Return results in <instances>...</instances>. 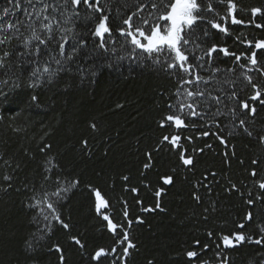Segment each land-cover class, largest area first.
Masks as SVG:
<instances>
[{
    "label": "trees",
    "instance_id": "1",
    "mask_svg": "<svg viewBox=\"0 0 264 264\" xmlns=\"http://www.w3.org/2000/svg\"><path fill=\"white\" fill-rule=\"evenodd\" d=\"M99 2L103 11L93 13L83 3L33 0V8L21 0L29 13L45 3L54 6L42 14L50 21L33 17L35 23L28 27L22 11L10 0H0V15L6 7L11 10L4 23L25 21L22 37L0 45V56L23 51L21 40L30 38L33 28L47 39L41 22L52 23L54 36L51 43L40 45L39 57L20 60L10 55L7 66L0 67V264H264V189L259 187L264 181V143L258 139L264 135V105L250 102L257 108L255 117H248L251 137L233 131L227 115L216 117L219 127L211 114L204 119L182 116L187 127L177 128L174 122L160 126L166 115L177 114V107L169 105L189 102L186 89L210 91L225 103L230 91L248 99L254 90L245 72L264 88V49L255 48L257 41H264V0H233L236 19L243 23H232L228 0H198L202 18L186 30L190 43L183 50L188 63L203 65L194 71L205 80L211 78L208 85L180 83L194 76L168 68L171 55H150L120 35L119 29L126 27L123 20L133 13V25L147 32L141 20L151 21L159 14L150 7L159 0ZM253 8L261 11L253 15ZM103 16H108L111 32L103 37L102 47L101 38L93 33ZM213 22L227 27V33L213 28ZM64 35L68 42L61 56L57 45ZM36 44L32 40V46ZM74 45L78 51L66 60ZM213 45L217 51L209 57L206 53ZM223 48L228 55L220 51ZM253 52L256 66L248 62ZM45 64L57 73L51 80L47 74H38V81L31 77L37 67L43 72ZM34 81L38 86L30 87ZM215 110L212 105L211 112ZM204 131L210 134L204 136ZM217 133L226 144L220 143ZM166 135L180 136V147L163 141ZM185 149L193 166L180 159ZM165 177L172 182L164 183ZM94 190L108 202L99 213ZM49 202L55 213L47 208ZM146 208L154 210L143 211ZM104 215L117 225L115 231ZM125 231L135 245L127 256L123 255L127 242L121 243ZM235 233L246 239L225 247L222 238ZM99 249L105 254L94 259ZM189 251L197 256L189 258Z\"/></svg>",
    "mask_w": 264,
    "mask_h": 264
},
{
    "label": "snow or ice",
    "instance_id": "2",
    "mask_svg": "<svg viewBox=\"0 0 264 264\" xmlns=\"http://www.w3.org/2000/svg\"><path fill=\"white\" fill-rule=\"evenodd\" d=\"M39 2V0H37ZM10 3H12L14 9H18L24 13V15L27 17L29 23L28 27H31L32 24L35 23V20L33 17H35L36 20H40L42 17L43 21H50L49 16H42L44 12H46L50 7L54 8L53 5L49 4H43L42 8L39 11L33 10V12L29 13L27 8L21 7V0H10ZM28 6L33 7V0H27ZM81 3L85 4L87 8L91 9L93 13H99L102 12L103 9L100 7L99 0H65V5L71 4L73 6H79ZM144 5H141L138 11L142 10ZM150 7L155 12L159 13L153 20L149 19H142L141 25L147 26L148 31L145 32L144 28L142 26H134L133 25V16L136 15V13H133L132 15H129L127 19L123 20V24L126 27H122L119 29L120 35L129 37L130 42L132 45H134L138 49H142L144 52L148 54L153 53H164L167 52L169 54H174L172 56V63H169L167 65L170 69H179L184 74L194 76V79H187V80H181L180 83L182 84H199L203 82L205 85H208L210 82L209 80H205L198 72H195V68L203 67V65H193L188 63V55L185 54V51L183 50L184 46H187L190 41L185 38L187 35L186 30H191L192 27L197 23L198 19L202 18V11L201 4L198 3V0H159V2H152L150 4ZM212 5L209 3L207 5V11L211 12ZM235 10H236V4L233 2V0H228V13L231 15V21L232 23H243L241 20H237L235 16ZM9 8H4L2 10L3 15H0V34L3 35V38H0V45L6 44L10 42L13 39H20L22 37V33L20 32V28L25 26V21L23 20H13L9 21L7 23H4V19L9 15L10 13ZM252 14L255 15L256 13L260 12L261 10L259 8H253ZM74 15H78L77 12L74 11ZM151 15V13L149 14ZM108 16H103L99 22L95 26L94 35L101 38V46L103 47V37L106 33L111 32V29L108 26ZM225 20L227 17L224 18ZM163 22V23H162ZM212 27L216 29H220L221 31L227 33L228 29L227 27H222L219 23H212ZM259 27V26H258ZM40 28L44 30L48 35L47 39H41L39 35H37L35 28H33L31 37L30 38H24L21 40V44L23 47V51H16V52H8L5 51L3 53V56H0V67H6L7 66V58L10 55H15L17 59L22 60L25 56H32L35 55L39 57L42 54V49L40 48V45H47L52 42L54 39V36L52 35L53 32V26L51 22H41ZM63 31V29H62ZM70 31V30H69ZM32 40L38 41V44L35 46H32ZM61 42L58 43L57 47L59 49V54L61 56H65V44L68 42V36L64 35L60 38ZM84 41H80V44L82 45ZM249 45H251V42H249ZM31 48V51H30ZM256 49H264V41H257L255 43ZM78 51L77 47L74 45L72 48V53L68 54L65 59L66 60H72L73 54ZM217 51V47L213 45L211 48L208 49L206 55L211 57L212 53ZM225 55H228V49L223 48L220 49ZM235 59L239 61L241 59V56H235ZM252 66L257 65V59L255 52L252 53L251 57L248 61ZM57 65H60L62 62L60 59H57L55 61ZM241 67H244V65H241ZM215 71H219V69H216ZM38 74L42 76L43 74H47L48 79L51 80L53 76H55L57 73L50 71L47 64H45L43 68V72H41L40 68L37 67L31 72V77L37 78V81L39 79ZM245 79L251 84L252 89L254 90L253 95L248 98L244 99L241 96L237 94L236 91H230L229 93L225 94V99L229 103H225L224 99L221 98V95H212L210 91H201L198 88L193 89H186L184 92V96L187 101L189 102H181L176 106L169 105V108L177 107V114H169L164 117L163 120L160 121V126L164 127L165 122H174L175 126L177 128L187 127L185 125L184 119H182V116L186 117H197L200 119H204L205 117L209 116L211 114L212 120L214 123L217 124L219 127V121L216 120V117L227 115L230 117V120L232 122V130L233 131H242L243 133L247 134L249 137L253 135V132L250 130L249 127V120L248 117H255L257 113V108L253 103L254 101H259L261 105H264V88L262 86H259L253 82V78L251 75H248L247 72L244 73ZM37 81H34L29 86L30 87H36L38 86ZM179 92V90H178ZM37 99L36 96L32 97V100L35 101ZM235 102L234 104L232 102ZM215 105L216 110L215 112H211V106ZM221 105L223 108L227 109V112L222 111ZM187 110V111H185ZM194 126V125H193ZM92 128H95L96 125H91ZM223 129H221L222 131ZM233 131H229V135L233 134ZM210 133L208 131H204L202 135L208 136ZM218 139L220 140L221 144H226L227 141L223 138V136L219 135L217 133ZM181 137L180 136H164L163 141L169 142L173 147H180L179 141ZM189 140H191V137H188ZM261 143H264V135H260L258 137ZM86 144L87 141H84ZM208 147H211V145H208ZM200 151H203L201 149ZM187 149L182 151L180 153V159L185 166H193L194 165V159L191 155H187ZM150 158L151 154H147ZM227 155V154H226ZM256 161H253V164H255ZM145 168L150 167L149 164L144 165ZM211 175L215 176V173H211ZM252 175L255 176L256 172L253 171ZM5 179H10V177H5ZM124 180H127L128 177L125 176L123 178ZM172 182L171 177H165L164 183L168 184ZM77 182H74L72 184V187H75ZM231 187L233 189L236 188L235 184H232ZM259 187L261 189H264V181L259 183ZM67 191V189H65ZM133 192H136L137 189L133 188ZM163 190H158L156 192V196L159 197L161 195V192ZM95 197H96V211L99 213L102 208L108 207V202L104 199V197L101 195V192L99 190H94ZM54 195L59 197L60 193L57 192ZM47 199V197H45ZM196 200H199L200 197L198 195L195 196ZM37 203H40L38 201ZM249 204L252 203L251 200L248 201ZM47 208L51 210L52 213H55L56 209L53 205V203L49 202L47 203ZM156 208H160V203L157 201ZM152 208H146L143 209V211H153ZM124 216H128V212L125 209ZM57 221H60L61 224H63L64 228H68L67 224H64L63 221L60 220L59 215H54L53 217ZM104 220L108 221V227L112 231H115L117 228V225L112 222L111 219H109L108 215H104ZM45 219L47 220L48 217L45 216ZM248 219H251V214H249ZM129 226L131 225V221H128ZM242 228L243 225H240ZM209 236L212 234L209 233ZM124 240L121 241L127 242V247L123 249V255L127 256L129 254V249L135 247V245L132 244V242L128 239V233L125 231L123 233ZM223 244L225 247L228 246H234L235 243L243 242L246 237L242 233H235L232 237L224 236L223 238ZM73 240L76 242V244L83 247L80 240L76 237H73ZM256 243H261V240H256ZM197 243H199L197 241ZM207 245H205V248ZM29 248H31V244H29ZM57 251H61L59 246H57ZM115 251V249H113ZM105 254V249H99L94 256V259H99L102 255ZM187 256L189 258L197 256V253L195 251H189L187 253ZM61 261H63V256H61ZM151 264V262H149Z\"/></svg>",
    "mask_w": 264,
    "mask_h": 264
},
{
    "label": "rangeland",
    "instance_id": "3",
    "mask_svg": "<svg viewBox=\"0 0 264 264\" xmlns=\"http://www.w3.org/2000/svg\"><path fill=\"white\" fill-rule=\"evenodd\" d=\"M168 55L174 56V54H169V53ZM212 253H216V251H212ZM217 256L220 257V254H218Z\"/></svg>",
    "mask_w": 264,
    "mask_h": 264
}]
</instances>
